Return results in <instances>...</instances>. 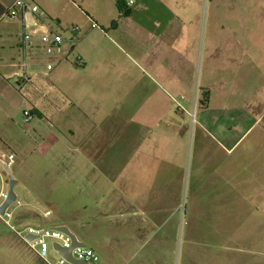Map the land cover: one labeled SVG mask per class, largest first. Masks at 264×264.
<instances>
[{
	"label": "crops",
	"instance_id": "obj_1",
	"mask_svg": "<svg viewBox=\"0 0 264 264\" xmlns=\"http://www.w3.org/2000/svg\"><path fill=\"white\" fill-rule=\"evenodd\" d=\"M14 1L0 0L3 84L14 81L17 63L20 26L5 18ZM32 1L59 25L80 29L66 62L71 68L61 62L48 77L60 110L49 120H34L37 128L56 130L46 152L57 148L65 159L50 165L65 191L71 188L66 197L82 200L73 209L54 205L84 216L90 204L105 228L116 229L101 233V263L116 264L127 256L132 238L124 235L166 228L182 199V218L194 230H264V80L258 73L250 78L249 70L215 64L234 46L228 37L219 41L214 31H202L205 0H69L73 23L52 0ZM207 18L211 23L214 16ZM75 58L80 65L71 62ZM253 67L260 71V65ZM65 71L79 79L64 80ZM196 90L200 106L191 125L171 98L186 97L183 106L191 110ZM105 150L112 154L105 158ZM10 179L17 184L12 172ZM33 209L37 205L27 201L14 211L21 229L41 227L50 216ZM46 225L64 226L83 243L76 221L58 218ZM0 248L8 264L38 260L7 233H0Z\"/></svg>",
	"mask_w": 264,
	"mask_h": 264
},
{
	"label": "rangeland",
	"instance_id": "obj_2",
	"mask_svg": "<svg viewBox=\"0 0 264 264\" xmlns=\"http://www.w3.org/2000/svg\"><path fill=\"white\" fill-rule=\"evenodd\" d=\"M52 1V6L62 11L68 22L73 23L75 14L72 13V3L69 0ZM208 3L209 0L203 1L200 10L202 31H214L218 34L219 41L222 37H228L227 40L234 46L233 52L227 58L217 56L219 59L215 64L220 67L227 63L234 71L249 70L250 78H255V74L258 73V78L264 80V0H211L210 6ZM210 15L214 16L211 23L207 18ZM63 62L65 66L71 68L69 62ZM255 65H260L259 72L254 69ZM62 78L68 81L73 78L79 79L78 76L73 77L66 71ZM5 83L6 85L9 83L11 89H7ZM5 83L0 82V152H12L15 156L11 172L18 179L13 188L18 196V202L22 205L29 201L37 205V209L33 210L39 215L49 211L50 216L45 219L44 225H41L44 228L47 227V223L58 218L76 221L79 229L75 232L77 237L103 259L101 233L106 230L114 234L116 229L108 224L105 228L102 217L94 214L95 209L90 204L89 212L84 216L81 213H62L58 205L57 207L54 205L53 202H57L59 207L61 205L65 209H73L82 202L80 196H74L75 199L66 197L67 194H71V188H68V192L65 191L64 183L57 177L55 168L50 165L53 160L65 159L63 151L57 148L46 152L51 140L49 134H56V130L47 125L37 128L36 120L25 126L22 123V111L27 104L22 105L24 99L14 91L13 80ZM108 144L111 145L107 142L106 146H109ZM104 153L106 158L112 154V150H105ZM8 184L9 181L0 168V191L7 192ZM183 206L182 199L179 214L171 218L166 228L143 233L134 231L131 235H124L127 239L131 237L132 241H129L127 256L120 258L116 264H264V230L247 232L194 230L192 225L182 218ZM29 208L31 209V206ZM10 225L16 230H21L14 217ZM0 233L17 238L1 219ZM48 245L51 260V257L57 254L52 250L51 241H48ZM113 249L117 250V247L114 246ZM1 250L0 248V259L5 253ZM1 261L2 264L6 263L2 259ZM26 262L45 264L39 259L30 262L28 257Z\"/></svg>",
	"mask_w": 264,
	"mask_h": 264
},
{
	"label": "built area",
	"instance_id": "obj_3",
	"mask_svg": "<svg viewBox=\"0 0 264 264\" xmlns=\"http://www.w3.org/2000/svg\"><path fill=\"white\" fill-rule=\"evenodd\" d=\"M128 4H132L129 1ZM5 18L19 23L20 33L17 44L16 70L12 73L14 87L22 95L27 107L22 111V123L26 126L36 117L40 116L49 120L53 113L60 110L55 101V90L48 80L51 72L63 61H69L74 45L78 42L80 31L77 25L63 27L50 19L32 0H15L6 10ZM91 28L96 24L91 23ZM80 65L79 58L71 61ZM60 101H63L58 96ZM186 97L171 98V103L176 111L186 113L190 124L195 123V113L200 103L195 91L193 107L186 110L183 102ZM15 156L12 152H0V168L4 171L7 180H10L11 167ZM7 192L0 191V205L6 198ZM13 206V207H12ZM21 204L17 199L9 205L0 219L16 234V236L33 252V254L45 264H73L63 258L54 248H71L74 260L86 264H101L96 253L86 246L72 245L70 237L57 229L49 227L25 226L16 230L10 225L14 217V211ZM12 208V209H11ZM49 213L46 212L45 215ZM57 256L49 258V245Z\"/></svg>",
	"mask_w": 264,
	"mask_h": 264
},
{
	"label": "water",
	"instance_id": "obj_4",
	"mask_svg": "<svg viewBox=\"0 0 264 264\" xmlns=\"http://www.w3.org/2000/svg\"><path fill=\"white\" fill-rule=\"evenodd\" d=\"M15 185V181L10 179L9 180V184H8V191H7V196L6 198L3 200L2 204L0 205V215L4 214L5 209L11 205L15 199H16V194L13 190V187ZM53 229H57L59 231H62L64 233H66L71 241H72V245H80V246H85L83 243L79 242L76 237L74 236V234H72L66 227L64 226H58V227H54ZM54 248L58 251V253L65 258L66 260H68L69 262H72L73 264H86L85 262H80L77 260H74L72 258L71 255V248L68 249H63V248H59L57 246H54Z\"/></svg>",
	"mask_w": 264,
	"mask_h": 264
},
{
	"label": "trees",
	"instance_id": "obj_5",
	"mask_svg": "<svg viewBox=\"0 0 264 264\" xmlns=\"http://www.w3.org/2000/svg\"><path fill=\"white\" fill-rule=\"evenodd\" d=\"M117 7H118V9L121 10V3L120 2H117Z\"/></svg>",
	"mask_w": 264,
	"mask_h": 264
}]
</instances>
